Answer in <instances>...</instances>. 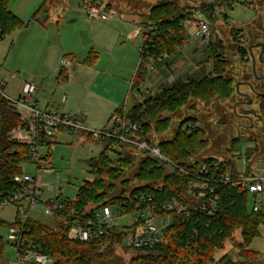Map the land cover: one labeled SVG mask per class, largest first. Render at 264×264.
Masks as SVG:
<instances>
[{
	"label": "trees",
	"instance_id": "16d2710c",
	"mask_svg": "<svg viewBox=\"0 0 264 264\" xmlns=\"http://www.w3.org/2000/svg\"><path fill=\"white\" fill-rule=\"evenodd\" d=\"M188 1L200 4L201 7L184 8L168 2L151 8L148 18L142 20L140 27L145 41L141 48L132 90L138 91L143 84L149 61L170 56L182 48L185 39L183 25L190 21L194 11L200 12L209 22L218 19L214 14L215 6L205 4L207 0ZM233 1L219 0L218 8L221 10L231 8ZM46 2L47 0L35 11L34 20L43 21L47 14ZM8 5L9 0H0V39L23 27V22L8 9ZM222 17L226 20L225 15ZM148 27L154 29V35L146 32ZM207 47L212 64L210 77L199 81L175 80L169 87L164 88L159 96L135 106L128 112V118L133 123L140 124L146 134H151L153 127L156 132L163 131L168 126V121L162 119V113H174L185 106L190 98H199L208 103L213 98L224 100L232 95L231 80L224 77L229 65L222 58L221 43L209 41ZM93 61V58H89L85 64L91 65ZM57 79L58 82H64L67 79L66 71L60 70ZM260 115L264 121V99L260 106ZM196 123L197 121L191 117L180 121L174 136L158 144L161 155L181 167H186L191 157L201 161L200 154L205 149L207 141L204 131L196 127ZM189 124L195 127L189 130L186 128ZM18 128L26 129L27 125L16 109L0 96V193L12 191L14 179L21 175L24 166L31 162L30 146L11 137L12 132ZM87 138L91 140L89 136ZM248 141L250 142V139ZM240 142L239 137L229 142L225 153L231 154V160L224 158L218 162L216 172L218 175L229 173L233 178L238 177L234 168L240 158V155H236ZM111 145L121 149L118 143H104L101 155L88 162L94 180L85 182L74 200L65 201V206L59 213L58 224L49 227L31 218L26 221L27 233L24 235L26 242L32 243L40 252L51 257L53 264H253L259 253L251 251L248 247L259 236V227H264V207L258 212H253L252 208L250 210L247 207L250 194L240 193L222 185L217 186L220 202L212 217H206L190 209L189 220L179 219L177 223L166 227L159 245L150 250L134 251L136 255L131 257L128 263L116 253L115 248L122 245L124 234L117 233L115 229L99 239L86 243L70 241L67 238L70 224L74 220L84 221L91 217L94 209L100 207L113 205L117 212L123 209L125 215L132 214L135 212L139 197L151 199L149 205L153 211L161 209L172 200L189 205L185 197L189 177L149 157L138 160L137 170L132 179L121 180L123 188L116 194L114 182L123 179L125 173L131 167H135V164L120 152L115 157H110ZM255 152L256 147L252 149L247 147L245 150L247 164L245 175L250 174V156ZM214 160L207 158L204 162L211 163ZM102 174L110 181L106 186L101 178ZM88 207L91 211L87 210ZM0 225L8 228L12 226L2 221ZM237 234L240 239L235 243ZM227 242L235 243L234 247L240 261H232L225 256L219 260L215 259L216 253L223 250ZM3 248L4 244L0 237V264Z\"/></svg>",
	"mask_w": 264,
	"mask_h": 264
},
{
	"label": "rangeland",
	"instance_id": "374dc122",
	"mask_svg": "<svg viewBox=\"0 0 264 264\" xmlns=\"http://www.w3.org/2000/svg\"><path fill=\"white\" fill-rule=\"evenodd\" d=\"M44 1L45 0H9L8 9L24 21V26L27 27L29 22H31V24L28 28H25V30L13 32L0 39V81L7 79L8 76H14L15 78V80H12L9 77L7 79V85H5V87L8 86L9 88H4V92L7 95L17 91L18 88H20V82H31V80H33V75L34 77H37L45 54L48 53V59L50 61L48 60V62L45 63L43 69L41 68V70L46 73L47 66L53 61V53L55 52L54 47L56 44L63 45L68 40H73L75 44L79 41V45H84L85 41H87L89 30L96 35H101L105 31L104 26H110L117 20H129L127 17H123L124 14L121 18L119 15L115 14L110 17V20L108 21L109 23L99 21L94 22L86 18L85 10L81 7L83 1L86 0H65L64 5L50 7V26L47 30L43 29L44 35H47V40L42 39V44L39 46L38 41L35 39L38 37L39 33L42 34V32L41 30H38L39 28H37L36 24L42 25L43 22L34 20L33 14L36 10H38ZM116 1L117 5L121 6H125L126 1H130V5L136 6L142 13V17L144 19L148 18L151 8L156 6V0ZM145 2L148 5V9L143 7V3ZM207 2L208 4H211L214 0H208ZM101 3L102 5H105L102 0ZM177 4L181 7L190 6L188 8L191 9L194 7H201L200 4H193L188 0H178ZM111 7H115V5H112ZM106 10H108V8ZM222 11L225 12L226 22L223 20L224 18L222 15H217V18H220L216 21L208 22L211 34L210 38L206 39L205 42L193 40V30L191 28V24L189 21L184 23V45L179 51H177L176 54L181 55L185 65L181 73H179L180 75L176 76V79L182 78L181 75L183 73L192 74L193 79L198 74L199 77L196 78L195 81H199L212 75V64L209 59V49L207 47L209 41L211 43L219 42L222 45V58L225 59L229 65L224 77L229 78L232 73L230 71L232 67H235L236 65L238 66L234 41L245 35L243 33L245 27L251 24L254 20L256 16L255 0H234L231 8ZM195 18L207 21L205 16L202 14H197ZM250 28L253 27L250 26ZM110 34L111 33H109V35ZM110 39L111 38L109 37L107 40L102 41L98 37V40L101 43H106L110 47L112 46L111 48H108L109 53L128 55V57L133 55L136 59L139 58V49L143 47L141 38H139L135 45L136 47H134L136 49L135 51H133L131 42H125L123 45H119L116 48ZM77 51L79 59L85 56L84 52L79 48ZM99 52H101L102 58L105 52ZM60 57L58 56L60 59L59 61L61 62L63 58ZM164 62L165 60L163 63ZM166 62H168V60H166ZM200 62L201 64H198V67L200 68L195 69V65L193 63ZM55 78L52 79L51 82L42 81L39 85H37L35 81L34 83L38 88H41V85H43L42 90L47 92L50 96L56 92L54 98L52 99V106H55L56 109L60 110L62 108H66V106L74 107L79 104L78 102L81 99V88L78 86L77 82L75 83V81H73L68 88H66L67 91H64L63 89H56L58 84L55 81ZM232 82L233 81H231V86L233 89ZM62 97L67 98V102L65 104L61 102ZM233 100L236 101L233 91L232 95L227 99L221 100L213 98L208 103L206 101H201L199 98L193 97L189 99L185 106L176 110L174 113L163 112L161 117L162 119H167L168 126H166L163 131L158 132H156L153 127L151 131L152 142L154 144H159L171 139L175 134L179 122L192 117L199 123V126L204 131L205 139L207 141V145L201 152L200 157L204 158L205 156H209L207 154H210V156L214 155L213 157L218 160H222L224 158L231 160V154L228 152L225 153V151L229 146V142L233 138L239 137L244 141H241L238 147L240 158L236 163L237 170L243 171L246 168L244 148L248 147L249 149H252L253 147H256V152L250 156L251 163L249 164V168L250 170L252 169L250 174L252 173L258 178H264V122L261 121L258 123L254 119V130L251 132L246 130L244 126L248 127L249 123L237 120L232 115L231 104ZM16 111L23 120L28 118L25 111L20 109H17ZM240 123L242 124V128L244 127L245 130L241 129L240 132H237L236 127ZM230 124L232 126H230ZM199 126L196 127L200 128ZM17 134L18 133H14V137H17ZM24 136H26V134L21 132V137ZM248 139H250V142ZM49 143L50 146L48 149L50 159L52 161L46 166V169H41L39 171L38 182L42 185H51L54 188L51 198L55 199L59 196V198L64 200V202L72 201L75 199L79 188L85 182H91L94 180V176L88 167V162L101 155L104 145L97 143L92 139L90 140L86 137V135L81 134H57L56 142L54 143L52 139H50ZM40 153L44 154L45 149H41ZM115 153L118 154V152ZM113 155L115 154L111 153L109 156ZM134 164L135 167H131L130 170L125 173L123 179L114 182L113 186L116 194H119L121 188H123L121 180L130 181L132 179L134 172L137 170L138 159ZM24 173L35 176V169L32 166H25ZM101 178L103 179L105 186L110 183L105 174H102ZM44 198L46 200L48 196H45ZM257 202L264 207V182L263 192L258 196V199H255L252 196L248 198V209L251 210L252 206ZM111 211L114 217V223L118 227L130 224L135 217L134 213L118 217V212L115 207H111ZM15 216L16 208L14 206H7L0 210V221L8 225L14 222ZM29 217L49 227H54L59 223V219L57 217L50 216L44 211L43 205H39L36 209L31 210L29 212ZM156 224L158 225L159 223L156 222ZM8 234L9 228L5 225H0V237L4 244L1 264H14L16 261L15 248L7 243ZM236 236L237 237L234 239L235 243H237V240L240 239L238 234ZM235 243L227 242L223 250H219L216 253L215 259L219 260L225 256L226 259L240 261L238 252L234 247ZM115 249L117 255L120 256L126 263L129 262L131 257L136 255L135 252L127 251L121 247ZM248 249L259 253V256L253 264H264V227H259V236L253 240Z\"/></svg>",
	"mask_w": 264,
	"mask_h": 264
},
{
	"label": "built area",
	"instance_id": "2783aa9c",
	"mask_svg": "<svg viewBox=\"0 0 264 264\" xmlns=\"http://www.w3.org/2000/svg\"><path fill=\"white\" fill-rule=\"evenodd\" d=\"M218 5L219 0H214V14L225 15V12L218 8ZM81 7L85 10L86 17L94 22H107L112 16L102 5L101 0L83 1ZM197 14L201 13L193 12V16L189 21L193 28L192 37L193 40L205 42L206 39L210 38L211 34L209 21L196 19L195 15ZM146 32L154 35L153 28L148 27ZM60 66L70 69L72 64L64 58L61 60ZM5 85L6 79L1 80L0 96L16 110H23L28 115L27 119L23 120L21 118L27 128H18L12 132L18 133V136L14 137L12 134L11 136L17 142L30 146L31 165L36 172L35 176L22 173L14 179L12 191L0 193V210L7 206L16 208V216L7 236V242L15 248L16 261L14 264L54 263L51 257L40 252L32 243L26 242L24 235L27 233L25 223L30 218L29 212L31 210L43 205L47 214L60 219L59 213L65 206V202L61 199L49 197L54 192V188L51 185L40 184L37 177V173L41 169H46V166L51 163L48 149L49 140L59 130H64L74 135H87L92 140L103 145L107 142L118 143L121 149L111 145V152H120L123 155L129 154L136 160L142 157H149L169 169L177 170L190 179L185 196L189 205H183L177 200H172L163 205L161 209L153 211L149 205L151 199L139 197L133 221L123 227H118L114 223L111 206L100 207L99 209H94L91 217L84 221L74 220L70 224L67 233V238L70 241L86 243L99 239L115 229L117 233L124 234L122 245L116 248L121 247L131 252L150 250L162 242L163 230L166 227L172 223H177L179 219L184 221L191 218L190 209L206 217H212L217 204L220 202L217 186H228L230 189L237 190L240 193L247 192L255 199H258V196L263 192L264 178H258L252 173L248 175L243 173L237 178L231 177L229 173L223 176L218 175L216 172L218 170V162L221 160L216 158H211L215 159L211 163L204 162L207 158H203L201 161L190 158L186 167L170 162L161 155L158 144L152 142L151 134H146L140 124L133 123L128 118V112L125 110H120L113 114L105 129L94 131L88 129L80 118L43 111L33 106L31 101L36 92V87L33 84H25L17 97L5 94ZM194 127L192 124L186 126L189 130ZM21 132H24L26 136L21 137ZM246 148H244V151ZM41 149H45L44 154L40 153ZM236 155H239V153H236ZM45 195L48 196L46 200L44 198ZM261 207L260 203L257 202L252 206V211L258 212ZM88 211L91 210L89 209ZM118 214L125 216V211L123 209L118 211L117 216L121 217ZM156 222L159 224L157 225Z\"/></svg>",
	"mask_w": 264,
	"mask_h": 264
},
{
	"label": "crops",
	"instance_id": "0c3cea01",
	"mask_svg": "<svg viewBox=\"0 0 264 264\" xmlns=\"http://www.w3.org/2000/svg\"><path fill=\"white\" fill-rule=\"evenodd\" d=\"M159 1L161 0L155 1L156 6L158 5ZM207 1L205 2V4H208ZM64 2L65 0H47V14L43 18V24H36L37 28H39L38 30H41L43 34L42 36V34L39 33L38 37L35 39L38 41L39 46L42 44V39L47 40V35H44L43 29L47 30L50 26V7L64 5ZM102 2L105 4L103 5L105 8L108 7V11L112 14V16L116 14L119 15V17L121 18L124 14L123 17H127V19L129 20H117L110 26H104L105 31L101 35H96L92 33L91 30H89L87 41H85L84 43L85 46L83 44L79 45V41H77V44H75L73 40H68L63 45L56 44L55 47L53 45L55 50V52L53 53V61L51 60V64L47 66L46 73L42 71L41 68L43 69L45 63L49 60L48 53L45 54L37 77H34L33 75V80H31V82H20V88H18L17 91L12 94H9L8 96L17 97L21 93V90L25 84H33L36 87V92L32 100L33 106H36L43 111L54 112L61 115L80 118L88 129L97 131L105 129L107 127L110 117L116 112L120 110H125L129 112L135 106H138L151 98H156L157 96H159V94L164 88L169 87L175 80L180 79L182 81H195L196 78L199 77L197 74V76H195V78L193 79L192 74L183 73L181 75L182 78L176 79V76L180 75L179 73H181L185 62L182 60L181 55L176 54L177 52H175L170 56H163L157 60L149 61L147 65V75L143 84L139 87L138 91L132 90V82L139 64L140 55L139 58L136 59L135 57H133V55H131V57H128V55L126 56L123 54H111L109 53L108 48H111L112 46L110 47L106 43H101L98 40V37L102 41H105L110 37V40H112V43H114V47L116 48L119 45H123L125 42H131L133 51H135L136 49L134 47H136L135 45L138 42L139 38H141V42L143 43V31L140 26L144 18L142 17V13L136 6L130 5V1H126L125 6L117 5L116 0H102ZM213 3L208 5H213ZM112 5H115V7H111ZM143 7L145 9H148V5L146 2L143 3ZM185 7L188 8L190 6H184V8ZM17 17L23 22V27L14 32L25 30V28H28L30 26L31 22H29L28 26L26 27L24 26V21L19 16ZM224 21L226 22V20ZM109 33L111 34L109 35ZM78 48L85 54V56L81 59H79L78 56ZM99 51L105 52L104 56L102 57L103 59L101 58V52ZM58 56H61L63 59H66L67 57V60H69L72 64L71 68L65 69L61 66L59 67L60 59L58 58ZM89 58H93L94 61L91 65H86L85 61ZM164 60L165 62L163 63ZM166 60H168V62H166ZM193 64L195 65V69H198L200 68L198 67V64H201V62ZM60 70H65L67 73V79L64 82H58L57 77ZM9 78L15 80L14 76H11ZM54 78L58 84L56 89H63L64 91H67L66 88H68V86L73 81H75V83L77 82L78 86H80L81 88V99L78 102L79 104L75 105L74 107L66 106V108H62L60 110L56 109L55 106H52V99L54 98L56 92H54L50 96L49 94H47V92L42 90L43 85H41V88H38L37 85H39V83L42 81L51 82V80ZM34 81L37 85L34 83ZM4 88L9 87L6 86ZM61 102L65 104L67 102V98L62 97ZM195 126H199V123L197 122ZM13 134L14 133H12V135ZM57 134L69 135V133L64 130L57 131V133L52 137V141L54 143L56 142ZM86 137L88 136L86 135ZM241 141L244 140L241 139ZM237 153H239V149ZM112 154L116 155L115 152H112ZM115 155L110 157H115ZM207 155L209 156H205L204 158H214V155ZM191 158L196 160V158L194 157ZM129 159L133 163H136V159H134L132 155H130ZM25 166H32L31 162L30 164ZM234 169L238 176H240L241 174L246 172L247 164L246 168L243 171L237 170V164ZM56 199L61 198L57 196ZM111 207L114 206L112 205ZM89 209L90 208L88 207L87 210Z\"/></svg>",
	"mask_w": 264,
	"mask_h": 264
},
{
	"label": "flooded vegetation",
	"instance_id": "af4514ba",
	"mask_svg": "<svg viewBox=\"0 0 264 264\" xmlns=\"http://www.w3.org/2000/svg\"><path fill=\"white\" fill-rule=\"evenodd\" d=\"M255 4L254 20L245 27V35L234 41L238 66L232 67L230 71L233 74L227 77L233 81V95L236 97L231 104L232 115L249 123L248 127H244L250 132L255 128L254 119L258 123L263 121L260 106L264 99V0H255ZM244 127L241 123L237 125V132L245 130Z\"/></svg>",
	"mask_w": 264,
	"mask_h": 264
},
{
	"label": "water",
	"instance_id": "95a60500",
	"mask_svg": "<svg viewBox=\"0 0 264 264\" xmlns=\"http://www.w3.org/2000/svg\"><path fill=\"white\" fill-rule=\"evenodd\" d=\"M168 2H172L174 4H177L178 3V0H173V1L161 0V1L158 2V6L165 5ZM125 158H130V155L129 154L125 155Z\"/></svg>",
	"mask_w": 264,
	"mask_h": 264
}]
</instances>
